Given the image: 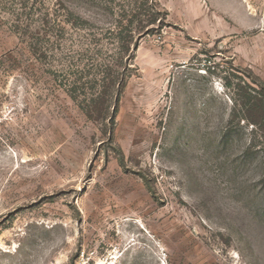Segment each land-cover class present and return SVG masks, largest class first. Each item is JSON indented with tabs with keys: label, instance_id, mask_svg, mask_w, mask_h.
<instances>
[{
	"label": "rangeland",
	"instance_id": "1",
	"mask_svg": "<svg viewBox=\"0 0 264 264\" xmlns=\"http://www.w3.org/2000/svg\"><path fill=\"white\" fill-rule=\"evenodd\" d=\"M258 78L264 0H0V264H264Z\"/></svg>",
	"mask_w": 264,
	"mask_h": 264
},
{
	"label": "trees",
	"instance_id": "2",
	"mask_svg": "<svg viewBox=\"0 0 264 264\" xmlns=\"http://www.w3.org/2000/svg\"><path fill=\"white\" fill-rule=\"evenodd\" d=\"M223 79H227L222 78ZM76 82H71L72 87ZM224 87L230 94H236L238 91V88L243 91L245 95L244 98H242V101L237 103V106L240 107L243 110H247L248 112H251L252 115H255V118L258 119L260 117L264 118V82L261 81L259 78L254 82V86L250 87V92L245 93V89L241 87L239 84H233L232 82H224ZM242 97V96H241ZM100 98V97H99ZM86 100V98H85ZM98 100L101 99H96L93 100V97L89 99V102L91 104H95L98 102ZM103 101V100H102ZM94 105V106H95ZM93 107V105H91ZM85 112L87 114V117L90 120H101V121H107L110 120L108 117V110H104L103 108H95ZM247 119V118H246ZM248 120V119H247ZM252 125H258V122L256 120L251 121Z\"/></svg>",
	"mask_w": 264,
	"mask_h": 264
},
{
	"label": "built area",
	"instance_id": "3",
	"mask_svg": "<svg viewBox=\"0 0 264 264\" xmlns=\"http://www.w3.org/2000/svg\"><path fill=\"white\" fill-rule=\"evenodd\" d=\"M92 261H93V258H88L87 261H83L81 264H93Z\"/></svg>",
	"mask_w": 264,
	"mask_h": 264
}]
</instances>
